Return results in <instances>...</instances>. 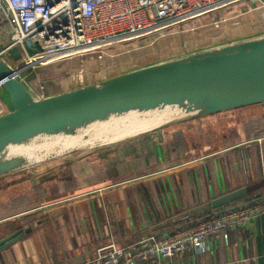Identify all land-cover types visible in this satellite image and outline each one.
<instances>
[{
  "label": "crops",
  "instance_id": "0c3cea01",
  "mask_svg": "<svg viewBox=\"0 0 264 264\" xmlns=\"http://www.w3.org/2000/svg\"><path fill=\"white\" fill-rule=\"evenodd\" d=\"M254 25L240 26L241 32L248 33L245 30H251ZM0 32V44H5L7 36ZM149 58L95 81L64 82L53 93L67 91L72 85L95 84L135 66L163 59ZM172 128L163 130L160 138L156 133L145 135L110 152L98 150L77 162L56 161L33 168L35 179L40 180L39 184L35 180L36 188L46 192V187L54 184L58 193L50 194L38 205L42 208L27 215L13 216L15 213L9 211L26 204V197L35 193L34 180H25L24 173L0 179V211L8 213L0 219V240L19 228L35 224L29 233L0 250V264H81L91 260L102 247L126 246L152 228L151 233L155 235L185 228L205 215L175 223L169 220L182 211L264 177V135L251 143L240 141L235 146L212 149L204 158L187 159V154L178 155L166 148L165 141L174 132ZM91 159L98 161L94 162L98 163V169L91 171L93 178L88 181ZM171 159L178 162L171 166L173 169L165 165ZM244 159L248 164L245 174L240 169L244 166L237 163ZM142 168L149 170L142 172ZM168 170H173L171 177ZM48 173L52 177L47 179ZM123 176L132 181L121 179ZM61 177L62 180L70 178L74 184L60 182ZM65 187L71 189L65 190ZM167 187L170 191L173 188V200L180 203V208L164 217L163 212L172 206L170 201L164 202ZM72 195L81 196L70 200ZM54 211L56 214L51 218ZM38 221L41 223L36 224ZM160 224L163 226L157 228ZM251 226L230 232L227 241H206L201 252L191 249L172 259L139 264H264V216Z\"/></svg>",
  "mask_w": 264,
  "mask_h": 264
},
{
  "label": "water",
  "instance_id": "95a60500",
  "mask_svg": "<svg viewBox=\"0 0 264 264\" xmlns=\"http://www.w3.org/2000/svg\"><path fill=\"white\" fill-rule=\"evenodd\" d=\"M226 38L205 41L208 43L135 66L95 84L72 85L67 91L45 93L44 97H39L19 71L0 56V179L24 173L25 180L29 178L39 184L36 173L31 172L33 168L56 161L77 162L98 150L110 152L145 135L156 133L160 138L163 130L192 119L264 105V26ZM3 49L0 44V52ZM6 53L13 62L21 57L16 46ZM162 110L171 111V116L149 131L115 141L107 139L113 134L123 137L141 128L113 134L102 131L111 130L116 121L131 114ZM106 134L110 135L107 139ZM46 177L51 178L52 173ZM263 194L264 177L182 211L169 221L208 216ZM55 214L54 211L51 218ZM34 226L29 224L2 238L0 250L15 243ZM153 231L154 228L126 246L102 247L91 260L81 264H90L109 252L155 235Z\"/></svg>",
  "mask_w": 264,
  "mask_h": 264
},
{
  "label": "built area",
  "instance_id": "2783aa9c",
  "mask_svg": "<svg viewBox=\"0 0 264 264\" xmlns=\"http://www.w3.org/2000/svg\"><path fill=\"white\" fill-rule=\"evenodd\" d=\"M239 3L264 6V0H0V28L7 36L0 56L22 77L27 70L162 33ZM14 46L21 55L16 65L6 53ZM35 93L45 96L42 86ZM263 216L264 194L185 228L150 235L90 264L154 263L191 249L201 252L206 241H227L230 232L251 228Z\"/></svg>",
  "mask_w": 264,
  "mask_h": 264
},
{
  "label": "rangeland",
  "instance_id": "374dc122",
  "mask_svg": "<svg viewBox=\"0 0 264 264\" xmlns=\"http://www.w3.org/2000/svg\"><path fill=\"white\" fill-rule=\"evenodd\" d=\"M251 7V5L239 3L235 6L200 16L178 27L176 26V28L173 27L165 30L162 33L158 32L147 37L107 46L95 51L98 53L73 57L72 59L36 68L33 71L27 70L22 74V78L29 83L35 92L38 87L42 86L45 93H52L58 90L61 85H64V82L72 83L78 80L95 81L98 78L106 77L110 73L125 70L148 57L151 59L170 57L175 53H180L201 43L222 41L227 39V36L244 34V32H241L242 29H240V26L243 25L255 23L252 28L263 27L264 6L260 4L256 7ZM249 30L245 31L249 32ZM13 65H16V62H13ZM262 114H264V105L227 112L217 116L204 117L202 119H192L183 124L172 126L174 128L170 127L172 128L170 130H174V132L172 131V134L167 137L165 141L166 148L169 152L172 150L173 153H177L178 155L180 152L181 154H187V159H196L209 155L212 149L235 146L241 142L243 144L251 143L258 136L264 135V117H261ZM168 157H170L169 154ZM175 159H171L165 165H169V169H173L171 166L178 163ZM94 162L98 161H94V159L90 160V173L87 178L90 177L88 181L93 178L90 175L91 171L95 172L98 169V163ZM237 163L240 167L244 166V169H240L245 174L248 171L247 160L244 159L242 162L238 160ZM141 170L145 172L149 169L142 168ZM168 172L171 177L173 170H168ZM62 179L61 177L60 182H68L69 185L74 184L70 178L68 180ZM121 179H130L129 181H132V178H127L126 176H123ZM32 185H34L32 187L34 192L36 188L35 181L32 182ZM235 187H238V185ZM46 188V192L42 191V188H36L35 193H32L31 197H26V204L24 203L20 207L17 206L18 208H15L14 211H9V213H15L13 216L20 214L27 215L29 211L34 209L36 211L42 208V206H39L43 200H47L50 194L54 196L58 193L54 184ZM63 189L70 190L71 188L65 187ZM167 189L164 193V202L165 204H169L170 201L173 207L171 206L163 212L162 216L164 217L180 208V203L173 200V188H171L172 191L169 190V187ZM93 192L95 190L90 192V195ZM79 196L81 195H72L70 196V200L76 199ZM245 201L247 200L234 203L229 207L243 204ZM3 215H8V213L0 211V219H4Z\"/></svg>",
  "mask_w": 264,
  "mask_h": 264
},
{
  "label": "bare ground",
  "instance_id": "6f19581e",
  "mask_svg": "<svg viewBox=\"0 0 264 264\" xmlns=\"http://www.w3.org/2000/svg\"><path fill=\"white\" fill-rule=\"evenodd\" d=\"M171 113L172 112L169 110H162V111L145 113L142 115H132L131 114L129 116L124 117L123 119L116 121L115 123H117V122L118 123L116 124V126L114 128H111V130H109V131L102 130V131H103V133L112 132V134H113L115 131L118 132V131L125 130V129H131L133 127L134 128H141V129L136 130L135 132L130 133L128 135H125L123 137L119 136L118 134H113L112 138L107 139L110 137V135L107 136L108 134H106V136H104L107 139V141L120 140L124 137L136 134L138 132L149 131V130L155 128L156 126L165 122L171 116ZM110 126L111 125H109V127ZM102 131H100V132H102ZM116 136H118V137H116Z\"/></svg>",
  "mask_w": 264,
  "mask_h": 264
}]
</instances>
